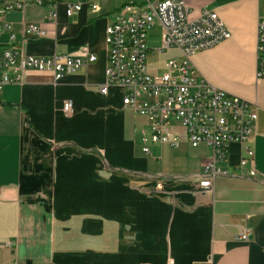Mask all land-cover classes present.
<instances>
[{
    "label": "crops",
    "instance_id": "obj_1",
    "mask_svg": "<svg viewBox=\"0 0 264 264\" xmlns=\"http://www.w3.org/2000/svg\"><path fill=\"white\" fill-rule=\"evenodd\" d=\"M186 1L195 13L218 10L231 30L194 61L216 86L258 103L253 144L264 173V77L257 76L264 0ZM97 2L99 10L85 5L72 16L60 7L57 44L52 37L23 44L45 55L88 46L94 61L58 81L51 70L27 69L0 91V264H264V176L235 170L240 143L231 144L213 188L203 170L211 146L184 136L179 146L152 143L149 154L133 148L147 120L124 105L122 90L116 100L100 91L110 5ZM48 11L30 3L4 18L19 38ZM171 55H152L151 68ZM135 114L144 119L134 122ZM245 228L248 239L239 237Z\"/></svg>",
    "mask_w": 264,
    "mask_h": 264
},
{
    "label": "built area",
    "instance_id": "obj_2",
    "mask_svg": "<svg viewBox=\"0 0 264 264\" xmlns=\"http://www.w3.org/2000/svg\"><path fill=\"white\" fill-rule=\"evenodd\" d=\"M30 3L48 8L46 19L24 24L18 38L12 22L4 18L14 10H25ZM85 5L99 10L97 0H0V91L4 85L22 79L27 69L51 70L55 80L75 72L97 58L88 46L72 54H29L23 44L32 37H52L57 44L58 14L63 6L72 16ZM162 27L160 47L148 43L150 29ZM8 33L6 41L1 40ZM231 36V30L216 9L203 8L197 13L186 0H145L123 4L109 17L105 29L104 94L110 86L123 91L124 105L144 116L146 126L140 130L142 150L151 153L152 143L179 146L186 136L192 146L207 145L212 158L205 162L204 172L214 180L224 173L221 162L233 143L242 145L237 172L244 169L250 176H264L255 166L253 134L258 119V103L216 86L199 70L194 55ZM177 53L151 68L150 57L165 49ZM257 76L264 77V12L257 24ZM63 110L74 113L71 98L63 101ZM251 232L243 229L239 237L248 239Z\"/></svg>",
    "mask_w": 264,
    "mask_h": 264
},
{
    "label": "rangeland",
    "instance_id": "obj_3",
    "mask_svg": "<svg viewBox=\"0 0 264 264\" xmlns=\"http://www.w3.org/2000/svg\"><path fill=\"white\" fill-rule=\"evenodd\" d=\"M108 1V4L110 5L109 8H108V12L105 13L106 16L110 17L112 14H114L123 4L127 3V2H133L135 1L136 3H140V2H144L145 0H122L121 3L117 4L118 2H120V0H107ZM162 27L160 25H157L155 27H153L152 29H150L148 31V34H147V39H148V43L150 46L152 47H160L161 46V43H162ZM59 50L62 51L63 50V47L61 45H59ZM165 54H175L177 53V50L175 49H172V48H168V49H165ZM154 64H157V62H154ZM110 97L111 99L113 100H116V99H119L121 97V94H122V89L118 86H110ZM141 119H144L142 116H139V115H134L133 117V121H137V120H141ZM154 144V143H153ZM152 144V147H153V151H154V148L156 147V145H153ZM158 144H161V143H158ZM141 145L142 143H140V141L138 142V140H136L134 143H133V148L138 151L140 154H143L141 150ZM168 145V144H167ZM165 144V146H167ZM170 146V145H168ZM158 160L160 159H154V158H151V161L152 162H158Z\"/></svg>",
    "mask_w": 264,
    "mask_h": 264
}]
</instances>
